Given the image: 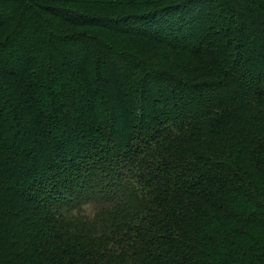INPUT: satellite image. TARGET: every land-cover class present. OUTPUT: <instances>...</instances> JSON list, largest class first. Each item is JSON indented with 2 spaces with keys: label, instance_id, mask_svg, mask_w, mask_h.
<instances>
[{
  "label": "trees",
  "instance_id": "16d2710c",
  "mask_svg": "<svg viewBox=\"0 0 264 264\" xmlns=\"http://www.w3.org/2000/svg\"><path fill=\"white\" fill-rule=\"evenodd\" d=\"M0 264H264V0H0Z\"/></svg>",
  "mask_w": 264,
  "mask_h": 264
},
{
  "label": "rangeland",
  "instance_id": "374dc122",
  "mask_svg": "<svg viewBox=\"0 0 264 264\" xmlns=\"http://www.w3.org/2000/svg\"><path fill=\"white\" fill-rule=\"evenodd\" d=\"M100 158H101L100 159L101 161H100L99 165L96 166V170H95V173H94L96 175H94V179L97 180V181H100V187L103 188L105 191H108V190L112 189L111 187H109L107 185L109 174L106 173V169L107 168L102 165V164H104V162L108 161L107 154L101 155ZM95 176H100V177H102V179H96ZM95 180L92 179V184L93 185L96 183ZM85 184H87V181L85 182ZM84 187H86V186L82 185V184H79L78 186H75L74 188H75V190L77 188H78V190H80V189H84ZM92 209L93 208L91 207V205L90 206H85V211H87L88 214L93 212Z\"/></svg>",
  "mask_w": 264,
  "mask_h": 264
}]
</instances>
